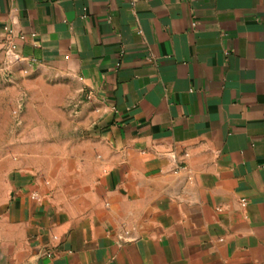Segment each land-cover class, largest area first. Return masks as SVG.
I'll return each mask as SVG.
<instances>
[{"label":"crops","instance_id":"0c3cea01","mask_svg":"<svg viewBox=\"0 0 264 264\" xmlns=\"http://www.w3.org/2000/svg\"><path fill=\"white\" fill-rule=\"evenodd\" d=\"M0 69V264H264V0H0Z\"/></svg>","mask_w":264,"mask_h":264},{"label":"rangeland","instance_id":"374dc122","mask_svg":"<svg viewBox=\"0 0 264 264\" xmlns=\"http://www.w3.org/2000/svg\"><path fill=\"white\" fill-rule=\"evenodd\" d=\"M32 72L22 69L1 70L0 69V131L3 127L10 125L11 116L7 115V102L10 97L25 93V86L22 84L25 80L33 78Z\"/></svg>","mask_w":264,"mask_h":264},{"label":"built area","instance_id":"2783aa9c","mask_svg":"<svg viewBox=\"0 0 264 264\" xmlns=\"http://www.w3.org/2000/svg\"><path fill=\"white\" fill-rule=\"evenodd\" d=\"M15 49H16V46L15 45H12L11 46V51H15ZM32 198L36 202H40L41 201V197L38 194H36V193H34L32 195ZM239 205H240L241 208H245L246 207V201L245 200H241L240 203H239ZM49 256H51V255H49Z\"/></svg>","mask_w":264,"mask_h":264}]
</instances>
